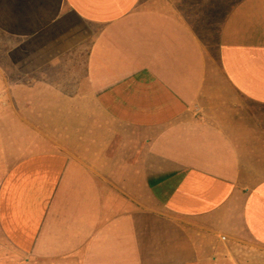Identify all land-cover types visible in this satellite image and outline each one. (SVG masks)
Returning <instances> with one entry per match:
<instances>
[{
	"label": "crops",
	"instance_id": "crops-1",
	"mask_svg": "<svg viewBox=\"0 0 264 264\" xmlns=\"http://www.w3.org/2000/svg\"><path fill=\"white\" fill-rule=\"evenodd\" d=\"M0 264H264V0H0Z\"/></svg>",
	"mask_w": 264,
	"mask_h": 264
},
{
	"label": "rangeland",
	"instance_id": "rangeland-1",
	"mask_svg": "<svg viewBox=\"0 0 264 264\" xmlns=\"http://www.w3.org/2000/svg\"><path fill=\"white\" fill-rule=\"evenodd\" d=\"M2 250H3V248L0 247V253H1V254L4 253Z\"/></svg>",
	"mask_w": 264,
	"mask_h": 264
}]
</instances>
